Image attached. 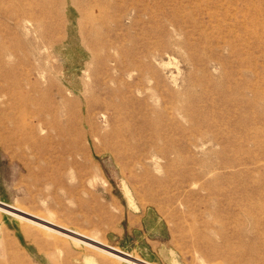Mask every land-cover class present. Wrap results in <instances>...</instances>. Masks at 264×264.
<instances>
[{"label":"rangeland","instance_id":"rangeland-1","mask_svg":"<svg viewBox=\"0 0 264 264\" xmlns=\"http://www.w3.org/2000/svg\"><path fill=\"white\" fill-rule=\"evenodd\" d=\"M0 264H264V0H0Z\"/></svg>","mask_w":264,"mask_h":264},{"label":"bare ground","instance_id":"bare-ground-1","mask_svg":"<svg viewBox=\"0 0 264 264\" xmlns=\"http://www.w3.org/2000/svg\"><path fill=\"white\" fill-rule=\"evenodd\" d=\"M71 235H73L74 236V234L73 233H70ZM87 241H90V242H94V241H91V240H87ZM94 243H96V242H94ZM93 243V244H94ZM97 244V243H96ZM102 245V244H101ZM102 247V246H101ZM103 253V252H102ZM92 258V257H91ZM85 263H87V262H85ZM92 263H94V262H92ZM177 263V262H176Z\"/></svg>","mask_w":264,"mask_h":264}]
</instances>
